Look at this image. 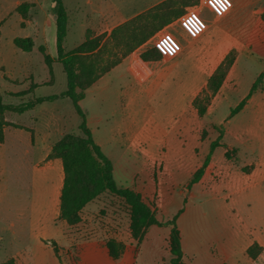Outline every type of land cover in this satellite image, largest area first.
I'll use <instances>...</instances> for the list:
<instances>
[{
    "label": "rangeland",
    "instance_id": "obj_1",
    "mask_svg": "<svg viewBox=\"0 0 264 264\" xmlns=\"http://www.w3.org/2000/svg\"><path fill=\"white\" fill-rule=\"evenodd\" d=\"M22 3L30 5L26 20L15 11ZM65 4L71 12L64 42L68 53L84 37L77 31L71 0ZM170 11L186 12L179 1ZM160 19L151 15L140 33H150ZM55 21L50 0H0V94L4 103L16 105L66 90L67 77L56 51ZM91 35L88 32L86 38L92 39ZM135 35L120 32L117 42L111 35L103 36V42H110L86 56L85 66L95 67V74H100L94 83H90L93 74L89 70L78 71L85 95L81 108L95 141L113 163L118 187L134 190L161 223L178 214L184 264H239L241 253L250 264H264V239L260 238L262 245L252 237L259 230L251 222L260 199L258 190L264 187V156L259 155L264 149V126H243L241 117L232 120L230 109L220 107L219 98L210 92V106L200 116L186 85L180 92L160 85L154 77L156 63L143 61L141 54L154 48L180 55L185 53V41H168V48H159L149 39L123 64L121 60L103 73L114 60L123 59L127 47L121 43ZM16 37H31L33 50L17 49L13 45ZM242 73L253 77L255 71L248 67ZM248 90L242 84L238 92L244 97ZM23 91L31 92L15 96ZM5 120L12 126L6 128L8 145L0 148V264H171V226L151 224L143 211L109 191L87 204L73 220H61L57 214L33 229L32 219L40 209L33 169L27 166L31 153L23 152L24 157L18 158L21 167L12 169L13 134L30 128L33 144L45 143L51 126L49 144L54 146L67 134L83 137L80 121L67 98L43 103L24 114L7 112ZM252 129L250 141L260 153L249 149ZM220 137L203 176L189 188L211 143ZM59 148L66 150L67 146ZM259 210L264 215V208ZM243 230L249 234L245 238L240 237ZM252 241L256 259L245 252Z\"/></svg>",
    "mask_w": 264,
    "mask_h": 264
},
{
    "label": "crops",
    "instance_id": "obj_2",
    "mask_svg": "<svg viewBox=\"0 0 264 264\" xmlns=\"http://www.w3.org/2000/svg\"><path fill=\"white\" fill-rule=\"evenodd\" d=\"M63 1L69 16V28L71 12L69 6H66L65 0ZM165 1L167 0H71L76 18L74 21L75 24H78L77 31H80L84 37L81 44L87 40L88 32L93 34L91 35L93 38L103 34L108 38L118 27L157 8ZM184 9L185 14L173 19L150 39L156 41L159 48H164L162 45L168 48V41H185V46L182 48L185 53L171 56L162 49L160 60L149 61L156 63L154 77L164 88L173 87L177 89V92H180V87L186 85V93L190 94L193 106L196 97L205 93L209 94V79L227 56L234 52L233 65L219 91L214 94V98H219L220 107L230 109L229 115L232 120L237 122V118L241 117L243 126H264V79L259 89L247 99L253 84L258 77L264 74V0H199L197 4H189ZM130 56L123 59L122 64ZM248 67L255 71L253 77H245L242 73ZM242 84L247 89L250 88L249 93L244 97L242 93L238 92ZM219 101L221 102L219 103ZM243 101H245L244 107L232 114L231 110ZM6 128L4 130L5 141L0 144V148L6 147L10 141ZM48 128L45 143L37 142L35 144L32 142L33 130L30 128L28 130L17 129L13 134V142L10 147L13 170L18 166L21 167L18 158H23L24 153L26 156L31 153V162L27 166L33 169L32 184L35 186L34 195L35 198L38 197L36 201L40 209V213L32 219L33 229L40 227L42 223L46 225L53 216L57 214L59 216L60 196L65 179L62 159L50 158L53 144H49V142L52 143L53 132L51 133V126ZM252 136H254L253 133L247 139L250 145L249 149L253 148L259 152L250 141ZM261 151L259 155L264 156V149ZM261 188L258 190L260 199L255 211L251 214L252 226L259 230L253 233L254 236H251L259 244H262L260 238L264 239V215L259 210L260 207L264 208V187ZM247 233L248 231H241L240 237H247L249 235ZM258 237L259 239H257ZM255 245V241H252L248 244L245 252L248 250V255H250L249 249ZM257 256L258 254L250 255L252 259H256ZM239 264H250L242 253Z\"/></svg>",
    "mask_w": 264,
    "mask_h": 264
},
{
    "label": "trees",
    "instance_id": "obj_3",
    "mask_svg": "<svg viewBox=\"0 0 264 264\" xmlns=\"http://www.w3.org/2000/svg\"><path fill=\"white\" fill-rule=\"evenodd\" d=\"M178 1L181 3V5H183V8H185V6H189V4H197L199 2V0H167L157 8L137 16L112 32L110 37L113 38L114 42L119 41L117 40V35L120 32L125 31L130 33L133 31L136 34L134 39L129 40L126 38L124 39L125 43H121L122 46L127 47L126 51L122 55L123 59L127 58L128 55L138 47L145 44L158 31L172 22L173 19L185 14V12L176 14L170 11L171 5L177 3ZM29 9L30 5L28 3H22L17 6L15 11L21 16L22 20H26L28 18ZM51 10L56 17V51L58 60L61 63L64 73L67 77L66 90L61 94L35 97L16 105L4 103L3 97L0 94V144L5 141V128L11 125L5 120V114L7 112L24 114L44 102H53L61 98H68L72 102L73 108L80 119L79 130L82 132L83 137L77 138L71 134L65 135L53 146L50 155V158L62 159L64 166L65 179L60 196L59 218L65 221L73 220L79 215V213L86 207L87 204L97 198L104 191H109L110 193L125 199L135 208L143 211L147 215V218L151 224H155L160 227L171 226V241L174 246V258L172 259L171 264H184L182 261V246L177 226L178 214L172 220L161 223L155 218L149 206L141 200L140 196L134 190L130 188L118 187L114 178L113 163L103 152L101 146L95 141L92 131L88 127L86 114L80 105V102L85 98V95L79 82L78 71L84 68L89 70V72L93 74L89 76L90 83H94L96 80H98L100 74H95L97 72L96 68H87L85 66L87 59L86 56L92 54L96 50H100L110 41L107 39L103 42L102 38L104 35L92 39L87 38V40L79 45L76 49L68 53L65 52L64 42L68 34L69 16L64 5V1L51 0ZM156 12H159L160 15ZM171 14L178 16L175 17L172 15V17ZM151 15L153 19L154 17H161L160 22L151 30L150 33H140V31L147 27L146 22L147 19L149 20ZM143 20L145 22H142ZM23 24L24 23H22V25ZM13 44L17 49L23 52H31L35 46V42L31 37H16L13 39ZM161 58L162 52L154 48L147 49L141 54V59L146 62L160 60ZM123 59H120L119 61L114 60L112 65L104 68L103 73L108 72L112 66L118 64V62L121 60L123 61ZM45 60L47 63L51 62L49 56H46ZM234 60V52H231L225 61L218 67L213 76L209 79L208 90L212 95L219 91L229 69L233 65ZM263 79L264 74L258 77L256 82L253 84L247 99L259 89V87L263 84ZM30 92L31 91H23L16 94L15 96H26ZM210 99L211 96H208L207 93L199 95L195 98L193 106L197 109L200 116H203L206 113ZM244 105L245 101L241 102L235 109L231 110V113L235 114L236 112L240 111ZM221 140L222 137L211 143L209 153L202 167L197 171L193 179L190 181L188 185L189 188L201 179L214 151L220 146ZM66 146V150L59 148ZM180 212H182V210ZM249 254L251 256L255 255L252 252V248L249 249Z\"/></svg>",
    "mask_w": 264,
    "mask_h": 264
}]
</instances>
